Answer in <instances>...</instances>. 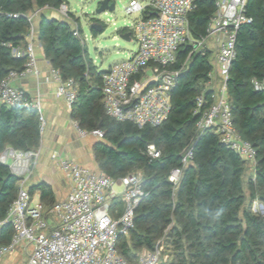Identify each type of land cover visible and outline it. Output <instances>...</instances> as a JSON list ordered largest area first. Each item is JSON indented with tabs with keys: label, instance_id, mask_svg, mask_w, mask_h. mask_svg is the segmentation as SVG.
<instances>
[{
	"label": "trees",
	"instance_id": "16d2710c",
	"mask_svg": "<svg viewBox=\"0 0 264 264\" xmlns=\"http://www.w3.org/2000/svg\"><path fill=\"white\" fill-rule=\"evenodd\" d=\"M63 2L68 0H0V80L12 69H23L28 60L27 54L17 55L14 49L26 48L29 12L58 9ZM195 3L189 13L190 30L193 38L201 39L208 34L217 0ZM245 12L251 21L238 28L227 90L236 128L257 151L255 177L251 162L213 128L197 129L199 117L214 100V88L207 86L216 66L210 45L194 50L186 41L178 48L171 65L179 71L171 93V111L160 125L140 127L106 112L102 91L105 70L89 56L79 18L72 11V18L44 10L39 15L37 38L45 56L64 79H74L77 86L73 120L88 131L101 129L104 133L93 144L98 168L115 178L143 172L145 194L136 208L135 225L118 239V251L133 263L144 248L152 250L162 242L159 264H264V215L252 210L255 200L264 203V0H247ZM93 31L98 33L95 28ZM256 81L261 87H256ZM199 95L204 96L201 106ZM41 140L37 108L0 104V154L8 145L39 148ZM149 143L161 149L159 157L148 154ZM188 148H193L194 159L183 168L175 185L169 174L182 166ZM19 183L20 177L0 159V219L6 217L17 197ZM29 191L32 195L40 191L48 210L57 201L46 181L30 186ZM123 208L122 197H114L115 216ZM12 235L11 223L0 226V244L8 243Z\"/></svg>",
	"mask_w": 264,
	"mask_h": 264
},
{
	"label": "built area",
	"instance_id": "2783aa9c",
	"mask_svg": "<svg viewBox=\"0 0 264 264\" xmlns=\"http://www.w3.org/2000/svg\"><path fill=\"white\" fill-rule=\"evenodd\" d=\"M196 0H130L125 6L127 14L143 13L128 27L137 39L138 47L129 58L111 65L103 73L102 91L106 112L119 119L129 120L140 127L158 126L168 117L172 102L171 93L178 70L171 65L176 61L178 48L190 41L193 49L217 44L216 66L210 72L208 87L214 88L212 104L202 112L196 125L198 130L213 128L221 139L240 152L252 164L255 177L257 151L253 143L238 132L227 90L229 69L236 56L235 40L241 23L251 21L246 12L247 0H217V11L208 26L207 36L195 39L191 35L189 13ZM62 16L72 18L70 5L63 2L58 8ZM41 8L29 13V32L26 48L14 49L17 55L25 53L28 60L23 69H12L0 80V104H23L39 111L41 130L47 125L40 96L31 95L13 81L32 73L39 74L35 53L37 39L36 17ZM145 11L147 15H145ZM76 33L81 36L77 30ZM86 40V36H84ZM52 75L58 81V95L66 100L70 109L77 97V86L72 78L64 79L60 71L52 67ZM219 75L220 81L215 77ZM215 82V85L214 83ZM256 87L261 83L256 81ZM198 106L204 96L197 97ZM82 136L104 135L101 129L88 131L74 121ZM147 152L159 157L161 149L149 143ZM41 156V146L22 149L6 146L0 154L2 162L20 177L19 191L11 203L0 226L11 223L13 235L8 243L0 244V257L14 251L26 241V249L32 247L26 264H159L164 245L159 242L155 249L144 248L137 263L131 262L118 251L121 233L135 225L136 208L145 189L143 172L129 173L115 178L102 170L94 171L75 159L54 151L55 160L72 181V189L65 199L57 200L48 210L37 195L26 186ZM194 159L193 148L182 157V166L173 168L169 180L177 185L183 168ZM121 196L124 208L118 216L112 211V200ZM255 213L264 215V203L255 200ZM115 212H119L118 209ZM167 258V256H166Z\"/></svg>",
	"mask_w": 264,
	"mask_h": 264
},
{
	"label": "crops",
	"instance_id": "0c3cea01",
	"mask_svg": "<svg viewBox=\"0 0 264 264\" xmlns=\"http://www.w3.org/2000/svg\"><path fill=\"white\" fill-rule=\"evenodd\" d=\"M68 4L70 5L69 0ZM37 9L39 8H35L29 13ZM43 10L50 15L61 17L58 9L50 8L41 9L39 15ZM39 15L36 17V24H38ZM101 22L103 23V21ZM122 28H118V30ZM126 31L130 30L127 28ZM210 46L215 50V53L217 44L212 40ZM35 53L39 74L32 73L13 81L15 85L24 87L31 95L41 97L42 108L47 119L45 131L42 132L41 156L30 177L32 179L30 186L46 181L52 186L56 199L60 200L69 196L72 181L60 165L52 159V153L57 151L75 159L80 164L98 167L93 150V144L97 138L90 135L82 136L75 127L70 107L64 97L57 93L59 83L52 75L53 66L45 56L40 40L35 47ZM215 80L220 81L221 77L216 75ZM213 83L215 85V82ZM34 195L41 198L40 191Z\"/></svg>",
	"mask_w": 264,
	"mask_h": 264
},
{
	"label": "rangeland",
	"instance_id": "374dc122",
	"mask_svg": "<svg viewBox=\"0 0 264 264\" xmlns=\"http://www.w3.org/2000/svg\"><path fill=\"white\" fill-rule=\"evenodd\" d=\"M101 0H69L70 11L79 18L83 34L86 36V46L89 56L94 59L99 69L106 70L111 65L121 62L129 56L138 47V41L132 36L131 40H127L121 36L122 31L118 28L125 26L131 27L132 22L143 16V13L127 14L125 6L130 0H113L116 3L114 10L97 13L96 9ZM60 16L61 13H60ZM98 18L104 23V29L98 31L97 34L93 31L92 23ZM73 25L76 26V21L72 20ZM130 30V29H128ZM38 38L36 39V45ZM45 131V129L43 130ZM42 131V132H43ZM92 137L98 138L93 134ZM94 171H98V167L87 165ZM32 184V179H28L26 186ZM27 242L24 240L18 244L14 251H11L0 257V264H26L30 256L32 247L26 249Z\"/></svg>",
	"mask_w": 264,
	"mask_h": 264
},
{
	"label": "water",
	"instance_id": "95a60500",
	"mask_svg": "<svg viewBox=\"0 0 264 264\" xmlns=\"http://www.w3.org/2000/svg\"><path fill=\"white\" fill-rule=\"evenodd\" d=\"M116 8V3L113 0H101L96 9L97 13L106 12L108 10H114ZM92 28H95L98 31L104 29V24L100 20H95L92 23ZM121 36L127 40L132 39L131 31H122Z\"/></svg>",
	"mask_w": 264,
	"mask_h": 264
}]
</instances>
